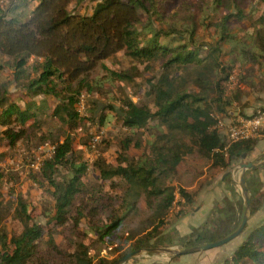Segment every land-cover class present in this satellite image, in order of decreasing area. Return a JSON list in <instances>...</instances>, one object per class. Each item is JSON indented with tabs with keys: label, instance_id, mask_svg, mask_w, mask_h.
<instances>
[{
	"label": "trees",
	"instance_id": "16d2710c",
	"mask_svg": "<svg viewBox=\"0 0 264 264\" xmlns=\"http://www.w3.org/2000/svg\"><path fill=\"white\" fill-rule=\"evenodd\" d=\"M84 1L37 0L31 6V0H16L0 6V51L11 60L14 81L23 91L19 99L28 98L21 104L0 90V140L14 146L38 126L45 103L38 104L37 96L53 97L48 115L65 126L64 139L54 140L50 155L41 160L42 180L51 187L54 202L48 221L36 223L28 203L19 200L15 216L21 231L8 238L0 230V264H47L50 252L63 262L75 257L80 264H113L133 250L156 247L159 242L154 239L195 198L194 190L173 182L187 185L206 165L210 171L226 169L257 140L226 145L219 122L230 116L229 108L249 89L264 90V0H208L211 11L200 24L208 40H201L196 28L185 32L176 24L159 26L162 0H88L93 2L91 11L76 9ZM120 51L145 68L158 64L157 74L147 79L153 108L129 97H115L117 108L106 105L127 131H150L148 150L137 158L130 156L132 144H142L125 134L114 163L93 160L101 183L90 188L83 180L88 163L73 149L72 132L85 119L77 104L83 91L97 93L115 81L133 80L137 66L114 70L103 62ZM232 74L245 89L229 88ZM111 117L101 115V127ZM256 170L245 174L249 214L264 203ZM2 177L0 171V182ZM243 208L234 213L227 199L216 205L203 224L179 238L181 247L230 233ZM145 209L150 212L106 254L95 256L83 242L63 252L55 238L61 228L77 231L85 220L82 233H95L97 241H104L128 217ZM219 264H264V218Z\"/></svg>",
	"mask_w": 264,
	"mask_h": 264
},
{
	"label": "rangeland",
	"instance_id": "374dc122",
	"mask_svg": "<svg viewBox=\"0 0 264 264\" xmlns=\"http://www.w3.org/2000/svg\"><path fill=\"white\" fill-rule=\"evenodd\" d=\"M12 1L16 2V0H0V6L5 7ZM162 1H165V3L159 12L163 13V20L157 21V24H160L159 26L167 28L169 25L176 24L180 26V30H185V32H188L192 28H196V31L201 34V40H208V35L203 34L200 25L206 12L211 11V5L207 4L208 0ZM36 3L37 0H31V6ZM92 4V1L87 0L80 6H76V9L79 11H91ZM10 62L11 60L0 51V90H4L8 95V98L18 99V101L23 104L28 98L19 99L23 94V91L21 90V87L16 86ZM103 62L109 68L114 70H130V68L135 65L138 68V72L135 73L133 80L131 81L118 80L115 81L113 85H104V87L97 93L83 91L80 95L77 109L85 119L80 127L72 132L73 149L76 154L80 155L81 158L88 163V171L83 180L86 183V186L90 188L101 183L99 172L92 164L93 160L100 157L107 162L114 163L116 154L120 149V140L125 134L131 135L134 140L139 138L142 144V146L138 148L134 147L132 144L128 151L130 156L137 158L147 152V140L150 131L143 130L137 131V133L127 131L126 128L122 126L121 122L112 115V111L106 109V105L108 103H113L115 108H117V104L114 103L116 101H113L115 97L117 99L129 97L134 102L145 103L153 108L151 97L146 94L147 79L152 75H156L158 72V64H154L152 66L153 68H145L144 64L133 61L125 56L122 51ZM98 71L99 69L96 72ZM240 84H237V79L235 77V84H230L231 86H229V88H233L236 85H239L240 88ZM35 100H37L38 104H40V101L45 103L41 104V114L38 117L40 122L38 126L30 129L29 135L18 141L14 146H9L4 143V140H0V171L3 175L0 182V230L4 231L8 238L14 233H19L21 231V225L15 216V209L19 200L28 203L33 219L36 223L41 224L47 223L48 215L52 212L54 204L51 195V187L47 185L46 181L42 180L40 166L41 160L50 155L51 145L53 144L52 142L57 139L60 141L64 139L63 134L65 126L48 115L50 106H54L52 96H37L35 97ZM104 113L106 117L110 115L112 117L107 125L101 127L99 124V117ZM187 114H189L190 117H195L193 114H190V112H187ZM89 117H92L93 119ZM259 138H264V136L257 137L256 139ZM263 166L262 168H264ZM61 172L63 173L64 170ZM219 177L220 175L216 174V179L213 178V181L215 180L216 183L219 182ZM233 180V183L238 185V171L234 174ZM261 184L262 187L264 185V180L261 181ZM211 186L212 184L208 183L204 188L205 191L195 192V196H197L195 197V204L207 202L212 196V193H210L211 189H209ZM236 188H238L240 192L238 195L242 196V206H245L244 196L239 185L238 187L236 186ZM104 189L107 190L108 186H104ZM231 200H235V197H232ZM176 210L177 208H175L174 211H171V213H175ZM149 212L148 209H145V211H142L139 214L131 215L126 219L122 226L112 232L111 235H108L104 241H97L95 233H88L86 235L82 233L86 230L84 227L85 220H82L79 230L70 231L69 227L66 229L61 228V232L57 233L55 238L63 252L74 251L77 248L78 242H83L86 246L92 247L91 252L95 256H97V254H102V252L103 254H106L107 251H109V248H116V245L121 238L125 237L127 232ZM263 218L264 206L262 204L258 211L249 214L246 227L242 233L233 241L227 243L226 247H232L239 244L247 233ZM181 249L182 248H176V250ZM41 250L44 252V249ZM50 257L47 264H80V262L76 261L75 257L66 262H63L61 256L55 255L51 252ZM128 261V264H133L134 258L131 257Z\"/></svg>",
	"mask_w": 264,
	"mask_h": 264
},
{
	"label": "crops",
	"instance_id": "0c3cea01",
	"mask_svg": "<svg viewBox=\"0 0 264 264\" xmlns=\"http://www.w3.org/2000/svg\"><path fill=\"white\" fill-rule=\"evenodd\" d=\"M243 87L245 88L244 85L240 84V88L244 89ZM263 106H264V90L256 91L249 89L246 93H244L241 96L239 101L234 102L232 104V106L229 108L230 116L225 117V120L234 118L237 115H248L250 113H253L257 109V107L260 108ZM263 160H264V138H259L256 140L254 148L251 151L244 153L241 157L235 159L231 163L230 167L226 169H216L210 171L208 165H206L203 167V173L198 177H196L194 180L189 181L187 185L178 181L173 182V184L177 187L178 186L186 187L188 190H194L195 192L203 191L206 185L208 183H211L212 186L209 189H211L210 193H212V196L207 200V202H202L199 204H195V198H194L193 203L188 207H185L184 212L177 219H175L170 224H168L169 226L167 225L162 229L161 236L154 239V241L159 242V245H157L156 247H170L174 249L176 248L183 249V247H181L178 241L179 238L187 236L188 234H190L193 228H196L201 224H203L212 214L214 207L216 205H220L224 200H226V198L227 200H230L233 203V211L234 213L237 214L238 213L237 210L241 209L242 196L238 195L240 193L238 188H236V186L238 187V185L236 183H233L234 174L238 171V180H239L241 174L240 165L242 163H246V162L258 163ZM256 169L257 170L254 171L255 173L254 175H256V177H258L260 181H263L264 168H262L261 166L260 168L257 167ZM248 171L249 169L245 171V174ZM216 174L220 175L219 182L217 183L215 180L213 181V178L216 179L215 178ZM260 190L264 191V185L261 187ZM232 197H235V200H231ZM180 201L183 202L182 199H180ZM226 245L227 243L217 248H212L209 250L182 254V255L178 254L179 256L175 258H171L172 254H167L164 252L147 251L146 254L144 253V251H142L140 254L133 256L134 258L133 264H219L228 255H230L232 251L238 246V244L232 247H226ZM115 254L109 255L108 258L114 257ZM128 262L129 261L127 260L123 264H128Z\"/></svg>",
	"mask_w": 264,
	"mask_h": 264
},
{
	"label": "water",
	"instance_id": "95a60500",
	"mask_svg": "<svg viewBox=\"0 0 264 264\" xmlns=\"http://www.w3.org/2000/svg\"><path fill=\"white\" fill-rule=\"evenodd\" d=\"M120 113L123 114L122 112H120ZM263 165H264V160L260 161L258 163L246 162V163H242L240 165L241 174H240V177L238 180V185H239L240 190L244 196L245 206H244V210H243L239 224L230 233H228V234H226L220 238H217L213 241L205 242V243L198 244V245H193L190 247L183 248L181 250H176V249L170 248V247H151V248H146L144 250H140V249L133 250V251L128 252V253L124 254L123 256L119 257L117 260H115L113 262V264H123L127 260H129L131 257L140 254L142 251L164 252V253L172 254V255H174V254L182 255V254L195 253V252H200V251H204V250H209L212 248H217L223 244H226V243L232 241L233 239L238 237L242 233V231L244 230L246 223H247V220H248L250 208H251V198H250L248 188L246 185V181H245V171L247 169H254V168H257V167H260Z\"/></svg>",
	"mask_w": 264,
	"mask_h": 264
},
{
	"label": "built area",
	"instance_id": "2783aa9c",
	"mask_svg": "<svg viewBox=\"0 0 264 264\" xmlns=\"http://www.w3.org/2000/svg\"><path fill=\"white\" fill-rule=\"evenodd\" d=\"M235 84V76L232 74L229 78L230 84ZM222 127V134L226 145L241 140L254 139L264 136V109L257 108L252 114L237 115L229 120L219 122ZM53 147H51V150ZM178 196V194L176 195ZM147 254V251H144Z\"/></svg>",
	"mask_w": 264,
	"mask_h": 264
}]
</instances>
